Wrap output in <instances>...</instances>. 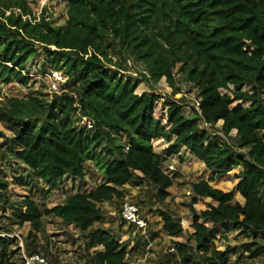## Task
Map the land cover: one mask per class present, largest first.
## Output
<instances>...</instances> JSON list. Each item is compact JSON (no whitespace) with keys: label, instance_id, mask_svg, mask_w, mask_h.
I'll return each instance as SVG.
<instances>
[{"label":"trees","instance_id":"trees-1","mask_svg":"<svg viewBox=\"0 0 264 264\" xmlns=\"http://www.w3.org/2000/svg\"><path fill=\"white\" fill-rule=\"evenodd\" d=\"M63 2L66 19L58 26L46 19L45 9L36 19L26 0H0V84L26 85L25 69L39 56L37 74L53 70L67 77L65 92L51 100L39 92L8 99L0 107V122L13 135L16 161L46 186L41 199L58 190L64 177L83 180L87 162L104 180L51 209L25 198L15 210L18 224H29L28 238L35 240L43 217L52 216L86 234L87 251L102 248L90 264H127V249L109 232L92 229L103 221L99 205L122 200L125 185L149 187L163 203L172 178L162 166L183 148L211 176L191 184L186 231L193 246L189 240L174 243L172 264L178 259V264H236L230 258L239 249L251 252V245L216 250L223 228L264 237V0ZM124 56L140 63L155 84L163 79L174 96L180 93L177 78L194 86L198 111L185 115L180 101L167 102L164 120L155 117L160 95L153 88L137 95L140 82L119 76L126 71ZM220 121L222 136L202 128ZM158 141L168 143L163 154L154 152ZM238 167L233 191L210 185ZM6 191L0 181V198ZM235 192L243 203L234 201ZM159 215L167 236L182 235L179 220L168 212ZM14 242L0 237V264H14Z\"/></svg>","mask_w":264,"mask_h":264},{"label":"rangeland","instance_id":"rangeland-1","mask_svg":"<svg viewBox=\"0 0 264 264\" xmlns=\"http://www.w3.org/2000/svg\"><path fill=\"white\" fill-rule=\"evenodd\" d=\"M26 1L36 19L41 17V13L45 9L44 16L46 19L55 22L58 26L64 24L67 9L63 0ZM113 58L115 61L119 57ZM40 59L39 56L36 61L39 63ZM122 59L126 71L119 73V76L133 84L140 82L135 89L137 95L149 91L150 88H153L160 95V99L155 106V117L164 120L165 111L167 110L165 104L167 102L180 101L185 115H190L192 110L196 108L198 91L194 86L185 84L177 78L176 87L180 90V93L174 96L172 94L173 89L169 88L163 79L155 84L149 79L148 75L143 74L145 72L144 67L140 63L127 56ZM38 63L33 61L31 65L26 67V76L29 79L26 85L16 82L9 85L0 84V107L8 99L22 98L30 92H39L48 100H51L54 95L65 92L62 87L59 88L57 93L49 92L48 79L45 75L37 74ZM221 125L222 122L220 121L213 128L206 130L212 135L221 136ZM234 135L235 132H232L230 137L233 138ZM12 138L13 135L5 130L4 124L0 122V181L7 184V191L2 193L0 198V237H9L15 241L13 246L10 247L11 262L24 264V261L29 258L28 252L36 250L45 259V264H90L91 255L102 248L98 247L87 251L86 234L80 233L72 226L64 225L52 216H45L42 219L43 231L38 233L36 239L33 240L28 238L29 224L19 225L14 214L17 206L25 198L51 209L62 204L67 196L76 193H89L103 183L102 174L91 162H87L84 166L85 176L83 180H72L64 177L58 190L52 191L51 196L47 199H41L40 190H47V188L40 180L33 179L28 170L16 161L13 155V147L9 142ZM228 141L232 143L231 140ZM167 147L168 143L158 141L153 149L155 153L163 154ZM179 153V155L167 158L166 163L162 166V170L169 164H173L175 167L174 172L167 174L172 178V187L168 190L169 196L163 203L158 202L154 191L149 187L133 188L125 185L120 190L123 196L122 200L115 199L112 202L99 205L103 221L92 229L101 228L113 235L119 244L128 251L127 264H165L168 259H171L169 264H172L174 259L170 256L168 250L174 247V243H185L189 240L190 234L186 230L191 218L189 210L192 196L191 184L208 179L211 173L205 169L202 163L197 162L188 155L183 148L180 149ZM240 170L241 168L238 167L222 177L218 184L212 182L210 185L224 193L231 192L238 182L234 179V172ZM234 201L243 203L242 197L237 192H235ZM125 202L132 203L139 208L140 216L147 220L145 231L137 230V228L130 227L122 222L120 212ZM194 209L201 212L203 206L195 205ZM161 211L168 212L180 221L183 229L180 237H169L162 231V219L159 215ZM222 230L226 234L214 242L216 250L223 251L226 247L240 248L242 245H251V252L239 249V252L230 258L231 263L264 264V237L257 235V238H253L243 231H230V228L226 227ZM190 243L193 246V242L190 241ZM252 252L259 255L252 257ZM237 258L239 259L237 260ZM179 261L178 259V263H180Z\"/></svg>","mask_w":264,"mask_h":264},{"label":"built area","instance_id":"built-area-1","mask_svg":"<svg viewBox=\"0 0 264 264\" xmlns=\"http://www.w3.org/2000/svg\"><path fill=\"white\" fill-rule=\"evenodd\" d=\"M19 13H20V11L15 10V14H19ZM7 15H8V13H7ZM27 18L22 17L23 20L27 19ZM28 19L30 20V18H28ZM143 74L146 75L145 72ZM45 76L48 79V89H49L50 93H57L59 88L63 87L67 82V77L58 71L49 70L45 74ZM230 89H232V88L230 87ZM221 92L224 93L223 91H221ZM195 109H196V111H198V104H196ZM83 123L86 124L87 129L92 128L91 124L89 122H86L85 119H83ZM202 128L208 129L209 125L202 123ZM162 171L165 175H167L168 173L174 172L175 167L173 164H169L166 167H164V170H162ZM120 218H121L122 222L128 224L129 226H134L135 228H137V230L145 231L147 228V220L140 216L139 208L132 203L125 202L123 204V206L121 208V212H120ZM168 251H169V253H175L174 247L170 248ZM30 263L45 264V259L43 257H41L39 254H35L33 256H29V258L24 261V264H30Z\"/></svg>","mask_w":264,"mask_h":264}]
</instances>
